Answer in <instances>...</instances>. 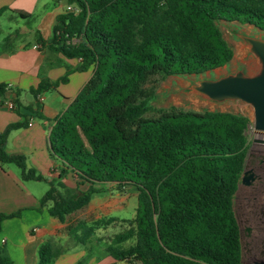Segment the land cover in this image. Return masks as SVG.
Returning a JSON list of instances; mask_svg holds the SVG:
<instances>
[{"label":"trees","instance_id":"trees-1","mask_svg":"<svg viewBox=\"0 0 264 264\" xmlns=\"http://www.w3.org/2000/svg\"><path fill=\"white\" fill-rule=\"evenodd\" d=\"M56 17L50 48L80 58L92 73L49 132V154L58 178L67 174L88 184L62 199L48 180L42 199L58 218L85 207L96 183L124 192L137 190L134 217L112 239L107 252L140 264H242L234 197L247 154L250 119L220 110L170 106L148 116L155 97L153 78L199 75L233 55L219 21L264 31V0H67ZM75 39V41H73ZM7 40V39H6ZM5 40V41H6ZM70 69H67L69 72ZM67 80L42 78L31 93ZM3 86L0 85V92ZM0 132V163H13L22 180H46L8 154ZM0 213L2 219L17 215ZM114 220V218H109ZM97 222H95L96 224ZM95 226L79 219L66 228L85 243ZM125 241L129 244L122 246ZM52 242L39 245L36 264H53ZM0 264H12L0 247Z\"/></svg>","mask_w":264,"mask_h":264},{"label":"crops","instance_id":"crops-1","mask_svg":"<svg viewBox=\"0 0 264 264\" xmlns=\"http://www.w3.org/2000/svg\"><path fill=\"white\" fill-rule=\"evenodd\" d=\"M48 4L45 0H0V132L9 123H25L8 133L4 149L21 155L26 167L46 179L22 180L15 164L0 163V213L18 212L2 219L0 247L12 264H36L39 245L45 240L52 242L53 264H140L109 255L112 240L92 239V234L85 243L73 242L66 231L72 220L65 216L60 221L51 201L42 199L45 187L41 182L48 184V180H53L62 199L66 197L58 190L59 180L70 176L76 185L88 186L71 174L58 178L57 163L48 147L55 119L92 73V68L78 69L80 58H65L50 48L48 39L56 17L70 6L67 0ZM66 73V81L36 96L31 93L42 78L56 81Z\"/></svg>","mask_w":264,"mask_h":264},{"label":"rangeland","instance_id":"rangeland-1","mask_svg":"<svg viewBox=\"0 0 264 264\" xmlns=\"http://www.w3.org/2000/svg\"><path fill=\"white\" fill-rule=\"evenodd\" d=\"M45 1L49 3L48 5L51 4V0ZM219 27L224 39L232 48V58L223 66L199 75H170L165 78H153L149 85L155 86V97L151 101L152 109L147 115L155 116L159 110L175 106L194 111L204 109L230 111L244 114L250 119L245 132L247 137L245 170L249 171L251 176L247 183H239L233 207L240 230L242 264H255L258 261H264V141L253 140H264V135L255 133L252 125V108L248 104L238 100L213 101L192 90L191 85L201 79L217 78L237 70L254 73L257 63L241 36L264 38V31L234 21H219ZM75 183V179L70 176L58 181V190L63 198L70 190L85 189V185ZM41 184L46 191L49 185L45 182ZM95 186L100 192L93 194L89 206L67 216L72 222L83 219L93 224L95 229L92 239L111 241L116 234L128 229L129 220L135 215L137 190L133 186H128L124 192H120L110 182L96 183ZM128 244L129 241H125L121 245Z\"/></svg>","mask_w":264,"mask_h":264},{"label":"water","instance_id":"water-1","mask_svg":"<svg viewBox=\"0 0 264 264\" xmlns=\"http://www.w3.org/2000/svg\"><path fill=\"white\" fill-rule=\"evenodd\" d=\"M257 63L254 73L237 70L219 77L205 78L191 85V89L213 101L238 100L252 108V125L256 134L264 135V38L241 36ZM253 141H264L254 139ZM249 171L244 169L240 182L247 183ZM264 264V261L255 262Z\"/></svg>","mask_w":264,"mask_h":264},{"label":"built area","instance_id":"built-area-1","mask_svg":"<svg viewBox=\"0 0 264 264\" xmlns=\"http://www.w3.org/2000/svg\"><path fill=\"white\" fill-rule=\"evenodd\" d=\"M71 7H68L67 9H70ZM9 107L12 108L13 107V104L12 103H8ZM30 124V123H29Z\"/></svg>","mask_w":264,"mask_h":264},{"label":"bare ground","instance_id":"bare-ground-1","mask_svg":"<svg viewBox=\"0 0 264 264\" xmlns=\"http://www.w3.org/2000/svg\"><path fill=\"white\" fill-rule=\"evenodd\" d=\"M260 147V146H259Z\"/></svg>","mask_w":264,"mask_h":264}]
</instances>
